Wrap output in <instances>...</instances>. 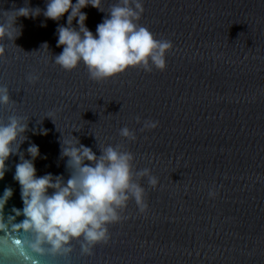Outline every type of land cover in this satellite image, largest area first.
Instances as JSON below:
<instances>
[{
  "label": "water",
  "instance_id": "1",
  "mask_svg": "<svg viewBox=\"0 0 264 264\" xmlns=\"http://www.w3.org/2000/svg\"><path fill=\"white\" fill-rule=\"evenodd\" d=\"M117 2L101 0L105 12L82 9L89 30L95 34ZM140 2L139 25L172 44L163 70L129 67L97 81L82 62L63 69L54 56L67 14L58 22L20 17L15 43L0 40V87L10 97L0 104V124L12 116L28 123V139L20 145L21 135L13 150L20 145L31 159L27 148L39 147L37 176L66 182L61 141L77 137L97 156L119 146L133 155L134 175L148 169L158 180L153 187L148 176H135L146 209L130 199L107 225V241L89 252L83 237L64 245L67 252H50L46 242L36 251L25 217L13 212L23 202L13 178L20 157L11 156L0 180V196L13 190L0 211V264H264V0ZM46 3L0 0V23L15 9ZM146 121L158 125L146 128ZM124 127L134 140L120 135Z\"/></svg>",
  "mask_w": 264,
  "mask_h": 264
},
{
  "label": "clouds",
  "instance_id": "2",
  "mask_svg": "<svg viewBox=\"0 0 264 264\" xmlns=\"http://www.w3.org/2000/svg\"><path fill=\"white\" fill-rule=\"evenodd\" d=\"M91 6L105 12L101 0H47L46 8L20 7L10 20L0 23V40H15L22 34L17 26L20 17L35 19L43 15L45 20L60 21L67 14V24H58L57 47L62 52L54 56V62L65 70L75 69L81 62L87 67L94 80L111 78L129 67H142L151 70L154 65L165 68L166 51L172 47L170 41H161L138 21L143 13L140 0H118L101 23L96 26L95 34L86 26L87 14L82 9ZM73 21L76 26H73ZM46 27V24H42ZM18 47V46H17ZM41 48H47L45 42ZM0 46V55L4 54ZM10 100L6 87H0V104ZM139 121V118H137ZM158 122L146 121V128L157 127ZM28 123L20 118L9 117L7 123L0 124V180L7 171L6 161L13 155H19L20 161L15 166L14 180L20 186L22 209L13 208V212L25 217L23 227L31 229L35 236L32 247L42 251L40 245L46 242L50 252H67L65 248L72 238L83 237L88 246L108 239L107 225L120 219L118 211L134 199L143 212L144 188L135 176H148L149 183L156 187L158 180L150 175L148 169L133 174V155L119 150V146H107L100 149L101 155L80 143L61 141V156L67 157V167L71 169L70 178L65 182L61 176L45 174L37 176L35 160L40 157L39 147L32 143L27 148L31 159H26L20 152V145L28 139ZM41 134H47L42 130ZM25 139L16 150L19 137ZM120 135L135 139L134 132L127 127L120 130ZM49 189L53 191L49 193ZM212 195V193H210ZM13 196L9 187L0 196V211Z\"/></svg>",
  "mask_w": 264,
  "mask_h": 264
}]
</instances>
